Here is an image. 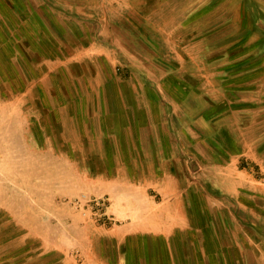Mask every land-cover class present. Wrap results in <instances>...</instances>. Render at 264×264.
Instances as JSON below:
<instances>
[{"label": "crops", "instance_id": "1", "mask_svg": "<svg viewBox=\"0 0 264 264\" xmlns=\"http://www.w3.org/2000/svg\"><path fill=\"white\" fill-rule=\"evenodd\" d=\"M111 5L101 31L88 2L0 0V100L35 82L36 104L64 106V117L50 108L55 126L80 137L64 151L84 153L114 185L98 192L128 215L104 234L110 264H264V0ZM190 166L216 172L188 183L234 181L212 193L239 192L236 205L214 208L194 184L181 191ZM166 184L171 194L157 196ZM142 185L154 186L150 219L136 222Z\"/></svg>", "mask_w": 264, "mask_h": 264}, {"label": "rangeland", "instance_id": "2", "mask_svg": "<svg viewBox=\"0 0 264 264\" xmlns=\"http://www.w3.org/2000/svg\"><path fill=\"white\" fill-rule=\"evenodd\" d=\"M75 1L78 10L87 2L90 4L101 31L111 27L105 18L117 13L111 5L114 0ZM75 20L80 24L81 20ZM112 59L117 67L119 57L112 56ZM54 65V62L48 63L49 68ZM42 81L45 88L52 84L48 75ZM34 83L23 93L0 100V264H110L107 260L114 242L104 234L116 225L121 226L128 215H116V199L110 193L98 192L114 185L110 184L111 187L107 179L91 175L84 166L85 154L64 151L66 140L77 144L80 137L62 135L71 130H64L62 124L55 126L52 116L57 113L64 117V106L36 104L34 99L39 95L34 94ZM52 107L57 110L54 114ZM204 172L213 175L216 170L195 171L190 166L186 171L188 179L178 188L182 191L193 186L188 184H194V189L203 200L206 198L208 205L211 203L216 208L233 203L235 206L239 192L235 195L212 193L217 187L235 190L234 181L209 186L188 183L193 178L207 176ZM140 187L137 195L141 200L136 204L141 208L136 206L139 213L134 218L136 222L145 221L146 217L150 219L145 216L144 194L154 188L152 185ZM164 187V193L153 189V194L158 192L161 198L171 194L173 186ZM230 196L234 199L230 200ZM230 212L236 222L238 217L233 208ZM108 240L112 242L110 252ZM185 260L182 264H187Z\"/></svg>", "mask_w": 264, "mask_h": 264}]
</instances>
